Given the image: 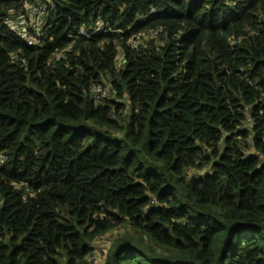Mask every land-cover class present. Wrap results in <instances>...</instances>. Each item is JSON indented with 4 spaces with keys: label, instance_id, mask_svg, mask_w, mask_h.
I'll list each match as a JSON object with an SVG mask.
<instances>
[{
    "label": "trees",
    "instance_id": "1",
    "mask_svg": "<svg viewBox=\"0 0 264 264\" xmlns=\"http://www.w3.org/2000/svg\"><path fill=\"white\" fill-rule=\"evenodd\" d=\"M19 4L0 0V264H86L122 227L105 264H264V0H55L35 47Z\"/></svg>",
    "mask_w": 264,
    "mask_h": 264
},
{
    "label": "built area",
    "instance_id": "2",
    "mask_svg": "<svg viewBox=\"0 0 264 264\" xmlns=\"http://www.w3.org/2000/svg\"><path fill=\"white\" fill-rule=\"evenodd\" d=\"M55 0H19L18 7L9 11L6 23L9 30L13 32L14 36L19 40L24 41L27 46L35 47L44 44V36L46 33L47 14L49 9L54 7ZM103 28V24L97 23L94 27H80L77 30L75 38L89 39L98 34ZM159 30L150 29L133 35L129 39L130 47L138 48L141 45V40L156 39ZM72 50L71 43L64 49L56 51L52 59L59 60L65 59L66 55ZM16 57L15 54L12 55ZM52 59L50 61H52ZM92 94L96 102H100L102 96H109L110 91L108 88H102L96 85L92 89ZM249 121V119L247 120ZM4 155H0V164L5 160ZM101 247L97 249L94 247V252L86 258V264H105L106 255L111 245L110 240L104 238L100 239ZM96 242V241H95Z\"/></svg>",
    "mask_w": 264,
    "mask_h": 264
},
{
    "label": "rangeland",
    "instance_id": "3",
    "mask_svg": "<svg viewBox=\"0 0 264 264\" xmlns=\"http://www.w3.org/2000/svg\"><path fill=\"white\" fill-rule=\"evenodd\" d=\"M145 40H147V39L143 38L141 40V45H144V43L146 42ZM116 60H117V69L123 68L122 52L121 51L118 53ZM128 115H129V112H128ZM126 117H127V114L124 111V116H123L124 120H126ZM123 231H124V228L123 227L122 228H117V229L111 230L110 232L104 234V236H101V237L97 238L95 240L96 242L95 241L93 242V246L96 247L97 249H100V247H101V241H100V239L101 238H104L106 240H110L111 243H112L114 241L115 237L118 234L122 233Z\"/></svg>",
    "mask_w": 264,
    "mask_h": 264
}]
</instances>
